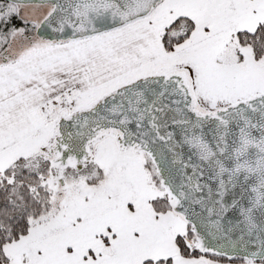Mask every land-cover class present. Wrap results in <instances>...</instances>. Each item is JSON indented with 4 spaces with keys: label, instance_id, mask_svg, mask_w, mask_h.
Segmentation results:
<instances>
[{
    "label": "snow or ice",
    "instance_id": "1",
    "mask_svg": "<svg viewBox=\"0 0 264 264\" xmlns=\"http://www.w3.org/2000/svg\"><path fill=\"white\" fill-rule=\"evenodd\" d=\"M219 258L264 264V0H0V264Z\"/></svg>",
    "mask_w": 264,
    "mask_h": 264
},
{
    "label": "crops",
    "instance_id": "2",
    "mask_svg": "<svg viewBox=\"0 0 264 264\" xmlns=\"http://www.w3.org/2000/svg\"><path fill=\"white\" fill-rule=\"evenodd\" d=\"M221 264H239V261L238 260H227V261H223L221 262Z\"/></svg>",
    "mask_w": 264,
    "mask_h": 264
},
{
    "label": "trees",
    "instance_id": "3",
    "mask_svg": "<svg viewBox=\"0 0 264 264\" xmlns=\"http://www.w3.org/2000/svg\"><path fill=\"white\" fill-rule=\"evenodd\" d=\"M17 23H19L18 21H17ZM213 259H216L215 257H212ZM228 259L227 258H219V264H221V262H223V261H227Z\"/></svg>",
    "mask_w": 264,
    "mask_h": 264
}]
</instances>
